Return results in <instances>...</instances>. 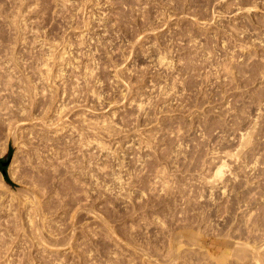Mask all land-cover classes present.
<instances>
[{
    "label": "rangeland",
    "instance_id": "1",
    "mask_svg": "<svg viewBox=\"0 0 264 264\" xmlns=\"http://www.w3.org/2000/svg\"><path fill=\"white\" fill-rule=\"evenodd\" d=\"M0 67V264H264V0H0Z\"/></svg>",
    "mask_w": 264,
    "mask_h": 264
},
{
    "label": "bare ground",
    "instance_id": "2",
    "mask_svg": "<svg viewBox=\"0 0 264 264\" xmlns=\"http://www.w3.org/2000/svg\"><path fill=\"white\" fill-rule=\"evenodd\" d=\"M248 13H249V12H248ZM13 22H14V21H13ZM65 47H66V46H65ZM52 51H53V50H52ZM63 52H64V51H63ZM58 53L60 54L61 52L58 51ZM58 53H57V54H58ZM65 53H67V52H65ZM67 54H68V53H67ZM54 56H55V55H54ZM66 56H68V55H66ZM5 57H6V56H5ZM14 57H15V56H14ZM52 57H53V56H52ZM68 57H69V56H68ZM54 58H55V57H54ZM11 59H12V58H11ZM14 59H15V58H14ZM61 59H62V58H61ZM87 60H88V59H87ZM244 61H245V60H244ZM244 61H243V62H244ZM14 62H15V61H14ZM47 62H48V61H47ZM252 62H254V61H252ZM7 63H8V62H7ZM89 63H90V62H89ZM254 63H256V62H254ZM257 63H258V62H257ZM257 63H256V64H257ZM5 64H6V63H5ZM48 64H49V62H48ZM85 64H86V63H85ZM241 64H242V63H241ZM243 64H244V63H243ZM252 64H253V63H251V65H252ZM6 65H9V64H6ZM6 65H5L4 67H7ZM237 65H238V64H237ZM254 65H255V64H254ZM254 65H253V66H254ZM43 66H44V65H43ZM45 66H46V65H45ZM78 66H79V65H78ZM241 66H242V65H241ZM246 66H247V65H246ZM248 66H249V63H248ZM258 66H261V65H258ZM2 67H3V66H2ZM8 67H9V69H10V66H8ZM8 67H7V68H8ZM71 67H72V66H71ZM79 67H80V66H79ZM236 67H237V66H236ZM238 67H240V65H238ZM238 67H237V68H238ZM242 67H243V66H242ZM242 67H241V68H242ZM249 67H250V66H249ZM45 68H46V67H45ZM66 68H67V67H66ZM255 68H256V67H255ZM11 69H12V68H11ZM20 69H21V68H20ZM38 69H39V68H38ZM40 69H42V68H40ZM52 69H53V68H52ZM239 69H240V68H239ZM243 69H244V67L241 69V70L244 72V70H246V69H244V70H243ZM248 69H249V68H248ZM248 69H247V70H248ZM256 69H257V68H256ZM256 69H253V70H255V72H256ZM0 70H1V67H0ZM5 70L7 71L8 69H5ZM5 70H4V68H3V71H4L3 75L5 74ZM58 70H59V69H58ZM85 70H86V69H85ZM251 70H252V67H251V69H249L248 71H250V73H251ZM257 70H259V69H257ZM1 71H2V70H1ZM8 71H9V70H8ZM8 71H7L6 73H8ZM239 71H240V70H239ZM242 71H240V72H242ZM248 71H247V72H248ZM9 72L11 73V71H9ZM13 72H14V71H13ZM26 72H27V71H26ZM38 72H39V71H38ZM53 72H54V70H53ZM57 72H58V71H57ZM59 72H60V71H59ZM255 72H254V73H255ZM47 73H48V72H47ZM85 73H86V72H85ZM87 73H88V72H87ZM17 74H18V73H17ZM25 74H26V73H25ZM48 74H50V73H48ZM63 74H64V73H63ZM63 74H62V75H63ZM92 74H93V73H92ZM242 74H243V73H242ZM242 74H241V77H242ZM8 75H9V74H7L6 77H8ZM50 75H51V74H50ZM54 75H55V73H54ZM245 75H246V72H245ZM245 75H243V76H245ZM0 76H1V75H0ZM9 76H10V75H9ZM11 76H12V75H11ZM40 76H41V75H40ZM56 76H57V74H56ZM63 76H64V75H63ZM44 77H45V75H44ZM84 77H85V76H84ZM86 77H87V76H86ZM92 77H93V76H92ZM245 77H246V76H245ZM12 78H13V77H12ZM51 78H53V77L51 76ZM55 78H56V77H55ZM2 79H4V78H2ZM9 79H11V77H10ZM42 79H43V78H42ZM244 79H245V78H244ZM4 80H5V82H7V83L4 82V83H5V86H6V84L10 83L9 80H8L9 82L7 81V79H4ZM48 80H49V78H48ZM242 80H243V79H242ZM0 81H3V80H0ZM14 81H15V80H14ZM42 81H43V80H42ZM49 81H50V80H49ZM82 81H84V80H82ZM245 81H246V80H245ZM11 83H12V81H11ZM49 83L52 84L53 81H52V83H51V82H49ZM88 83H89V82H88ZM12 84H13V83H12ZM12 84H8V85H10V87H12V86H11ZM26 86H27V85H26ZM28 86H29V85H28ZM31 86H32V84H31ZM42 86H43V85H42ZM86 87H87V86H86ZM7 88H8V87H7ZM41 88H42V87H41ZM45 88H46V87H45ZM57 88H58V87H57ZM11 89L13 90V88H11ZM32 89H33V88H32ZM43 89H44V88H43ZM7 90H8V89H7ZM12 90H11V91H12ZM27 90H28V89H27ZM11 91H9V92H11ZM23 91H24V90H23ZM36 91H37V90H36ZM49 91H50V90H49ZM6 92H7V91H6ZM12 92H15V91L13 90ZM47 93H48V92H47ZM57 93H58V91H57ZM12 94H13V93H12ZM34 94H35V93H34ZM1 95H2V94H1ZM8 95H9V94H8ZM25 95H27V94H25ZM30 95H31V94H30ZM44 95H45V94H44ZM47 95H48V94H47ZM2 96H3V95H2ZM27 96H29V95H27ZM27 96H26V97H27ZM33 96H34V95H33ZM0 97H1V96H0ZM19 97H20V95L18 96V98H19ZM5 98H6V97H5ZM16 98H17V97H16ZM20 98L22 99L23 97L21 96ZM2 99H3V98H1V101H2ZM37 100H38V99H37ZM1 101H0V102H1ZM51 101H52V100H51ZM56 101H57V100H56ZM25 102H26V99H25ZM4 103H5V99H4ZM4 103L2 102V103H0V104H1V105H2V104L4 105ZM6 103H7V102H6ZM20 103H21V102H20ZM23 103H24V99H23V101H22V104H23ZM8 104H9V103H7V105H8ZM24 104H25V103H24ZM24 104H23V106H24ZM38 104H39V103H38ZM48 104H49V103H48ZM56 104H59V103H56ZM1 105H0V107H1ZM3 105H2L1 108L4 109V111H5V110H6V107H5V106L3 107ZM7 105H6V106H7ZM11 105H13V104H11ZM16 105H17V104H16ZM28 105H29V104H28ZM33 105H34V104H33ZM61 105H62V104H61ZM8 106H9V105H8ZM13 106H14V105H13ZM23 106H22V107H23ZM17 108H18V107H17ZM38 108H39V107H38ZM7 109H8V108H7ZM15 109H16V108H15ZM15 109H14V110H15ZM46 109H47V108H46ZM58 109H59V108H58ZM9 110H10V109H9ZM20 110H21V108H20ZM31 110H32V109H31ZM6 111H7V110H6ZM16 111H17V110H16ZM21 111H22V110H21ZM46 111H47V110H46ZM51 111H52V110H51ZM0 112H1V111H0ZM7 112H8V111H7ZM7 112H6V114H8ZM31 112H32V111H31ZM31 112H30V113H31ZM3 113H4V112H3ZM3 113H0V121H2V124H6V125H8L9 128H14V127H12L13 121L10 120V117H9V118H6V115L3 114ZM24 113H25V112H24ZM55 113H56V112H55ZM12 114H13V113H12ZM27 114H28V112H27ZM25 115H26V114H25ZM17 116H18V115H17ZM17 116H16V117H17ZM30 117H34V115H33V116H30ZM37 117L40 118L39 116H37ZM61 117H62V116H61ZM13 119H14V118H13ZM28 119H29V118H28ZM41 119H42V118H41ZM43 119H44V116H43ZM14 120H15V119H14ZM30 120H31V119H30ZM15 121H16V120H15ZM44 121H45V119H44ZM59 121H60V120H59ZM11 122H12V123H11ZM0 123H1V122H0ZM21 123H23V122H21ZM53 123H54V122H53ZM15 124H16V123H15ZM18 124H19V123H18ZM18 124H17V125H18ZM46 124H47V123H46ZM51 124H52V123H51ZM56 124H57V123H56ZM87 124H88V123H87ZM89 124H91V123H89ZM92 124H93V123H92ZM98 124H99V123H98ZM98 124H97V125H98ZM43 125H44V123H43ZM49 125H50V123H49ZM95 125H96V124H95ZM35 126H36V125H35ZM39 126H40V125H39ZM51 126H53V125H51ZM58 126H59V125H58ZM58 126H57V127H58ZM103 126H104V125H103ZM8 127H7V128H8ZM17 127H18V126H17ZM45 127H47V126H45ZM55 127H56V125H55ZM96 127H97V126H96ZM9 128H8V130H9ZM32 128H33V127H32ZM94 128H95V127H94ZM94 128H93V129H94ZM15 129H16V127H15ZM17 129H18V128H17ZM56 129H57V128H56ZM44 130H45V129H44ZM50 130H51V129H50ZM10 131H12V129H11ZM57 131H58V130H57ZM37 132H38V131H37ZM54 132H55V131H54ZM90 132H91V131H90ZM8 133H9V132H8ZM10 133H11V132H10ZM33 133H34V132H33ZM53 134H54V133H53ZM10 135H11V134H10ZM10 135H9V136H10ZM29 136H30V135H29ZM81 136H82V135H81ZM248 137H249L248 134H247V135L244 134V135H243V142H242L243 144L245 143L247 146H248V144H250V141H251ZM241 138H242V137H241ZM248 140H250V141L248 142ZM15 141H16V140H15ZM32 141H33V140H32ZM82 143H83V142H82ZM242 146H243V148H244V145H242ZM247 146H246V147H247ZM246 147H245V148H246ZM33 148H34V147H33ZM243 148H242V149H243ZM245 148H244V149H245ZM58 149H59V148H58ZM34 150H35V149H34ZM242 151H243V150H242ZM59 152H60V151H59ZM50 153H51V152H50ZM35 154H36V153H35ZM35 154H34V155H35ZM244 154H245V153H244ZM66 157H67V156H66ZM32 158H33V157H32ZM55 158H56V157H55ZM63 158H64V157H63ZM61 162H62V161H61ZM32 163H33V162H32ZM44 163H45V162H44ZM218 163H219V162H218ZM36 164H37V163H36ZM52 164H53V163H52ZM227 164H228V163H227L226 160H221V162L218 164V167H217V171H216L217 176H221V177H222V175H223V173H224V168L227 167V166H226ZM247 166H248V165H247ZM67 169H68V168H67ZM44 175H45V174H44ZM219 179H220V178H219ZM221 179H222V178H221ZM236 180H237V179H236ZM216 181H217V180H216ZM211 182H212V181H211ZM210 184H211V183H210ZM213 186H214V184H213ZM51 187H52V186H51ZM54 187H55V186H54ZM214 187H215V186H214ZM210 188H211V187H210ZM236 191H237V190H236ZM32 192H34V191H32ZM224 192H225V191H224ZM27 193H28V192H27ZM31 194H32V193H31ZM33 194H34V193H33ZM34 199H35V198H34ZM36 199H37V198H36ZM238 199H239V198H238ZM238 199H237V200H238ZM10 200H11V199H10ZM36 201H37V200H36ZM36 201H35V202H36ZM29 202H32V201H29ZM227 202H228V201H227ZM33 203H34V202H33ZM9 204H10V203H9ZM36 204H38V203H36ZM227 204H228V203H227ZM33 205H34V204H33ZM41 207H42V206H41ZM41 207H39V208H41ZM220 209H221V207H220ZM30 210H32V209H30ZM228 210H229V209H228ZM36 213H37V212H36ZM14 216H15V215H14ZM29 217H30V216H29ZM11 219H12V218H11ZM30 219H31V218H30ZM28 222H29V221H28ZM104 223H105V222H104ZM14 224H15V223H14ZM31 225H32V224H31ZM105 225H106V224H105ZM162 225H164V224H162ZM6 226H7V225H6ZM10 226H11V225H10ZM22 227H23V226H22ZM105 227H106V226H105ZM124 228H125V227H124ZM168 228H169V227H168ZM251 228H252V227H251ZM52 229H53V228H52ZM164 229H165V228H164ZM18 230H19V229H18ZM192 231H193V230H192ZM73 232H74V231H73ZM171 232H172V231H171ZM171 232H169V230H168L167 233L170 234ZM195 232H196V231H195ZM195 232H193L192 234H195ZM7 233H8V232H7ZM12 233H13V232H12ZM15 233H16V232H15ZM162 233H164V232H162ZM73 234H74V233H73ZM171 234H172V233H171ZM190 234H191V233H190ZM18 235H19V234H18ZM30 235H31V234H30ZM195 235H197V233H196ZM195 235H194V236H195ZM170 236H171V235H170ZM175 236H176V235H175ZM194 236H193V237H194ZM198 236H199V235H197V237H198ZM171 237H172V236H171ZM193 237L191 236V239H189V240H192ZM199 237H200V236H199ZM165 238H166V237H165ZM1 239H2V238H1ZM197 239H198V238H196V240H197ZM171 240H172V239H171ZM196 240H195V241H196ZM169 241H170V240H169ZM169 241H168V242H169ZM193 241H194V240H193ZM193 241H192V242H193ZM200 241H201V240H200ZM174 242H175V240H174ZM176 242H177V241H176ZM196 242H197V241H196ZM198 242H199V241H198ZM170 243H171V242H170ZM172 243H173V242H172ZM177 243H178V242H177ZM200 243H201V242H200ZM200 243H199V244L197 243V244H198L199 246H201L202 244H200ZM239 243H240V242H239ZM239 243H238V244H239ZM241 243H242V242H241ZM243 243H244V242H243ZM245 243H246V242H245ZM248 243H249V242H248ZM167 244H168V243H167ZM175 244H176V243H175ZM173 245H174V244H173ZM190 245H191V244H190ZM192 245H193V243H192ZM195 245H196V244H195ZM239 245H240V244H239ZM239 245H238V246L236 245V246H237V247H240V248H239V249L236 248L237 252H236L235 250H234V252H236V254L238 253V254H239V255H238L239 257L242 256L241 258H244V256H246L244 259H247V256L249 255V254H247V253H249V250H250L251 248L256 247V244L254 245V247H252V245H251L250 249L248 250V247H247L246 245H244V244L241 245V246H239ZM175 246H176V245H175ZM193 246H194V245H193ZM196 246H197V245H196ZM196 246H194V247H196ZM199 246H198V247H199ZM248 246H249V245H248ZM258 246H259V245H258ZM176 247H177V246H176ZM52 248H53V246H52ZM203 248H204V247H203ZM203 248H202V249H203ZM168 249H169V248H168ZM177 249H178V248H177ZM193 249H194V248H193ZM200 249H201V248H200ZM200 249H199V250H200ZM254 249H255V248H254ZM257 249H258V248H257ZM257 249H256V250H257ZM195 250H196V249H195ZM197 250H198V249H197ZM258 250H259V249H258ZM206 251H207V250H206ZM253 251H254V250H253ZM253 251H252V252H253ZM259 251H260V250H259ZM168 252H169V250H168ZM177 252H178V250H177ZM198 252H199V251H198ZM198 252H197V253H198ZM256 252H257V251H256ZM6 253H7V252H6ZM190 253H191V252H190ZM207 253H208V252H207ZM223 253H224V252H223ZM254 253H255V252H254ZM255 254H256V253H255ZM255 254H254V255H255ZM260 254H262V253H260ZM20 255H21V254H20ZM170 255H171V254H170ZM210 255H211V253H210ZM210 255H209V256H210ZM250 255H251V252H250ZM262 255H263V254H262ZM212 256H213V255H212ZM225 256H226V255H225ZM251 256H253V255H251ZM256 256H257V255H255L253 258H255ZM258 256H259V255H258ZM260 256H261V255H260ZM172 257H173V254H172ZM223 257H224V256H222V261L224 262L226 259L223 260ZM248 257H250V256H248ZM210 258H211V257H210ZM214 258H215V257H214ZM214 258L212 257V259H214ZM225 258H227V257H225ZM258 258H259V257H258ZM237 259H238V258H237ZM244 259H243V260H244ZM19 260H20V259H19ZM214 260H215V261H216V260L218 261V259H216V258H215ZM240 260H241V259H240ZM204 261H205V260H204ZM219 261H221V257H220ZM219 261H218V262H219ZM222 261H221V262H222ZM228 261H229V260H228ZM236 261H237V260H236ZM244 261H245V260H244ZM246 261H247V260H246ZM251 261H252V260H251ZM253 261H254V260H253ZM256 261H257V260H255V262H256ZM218 262H217V264L221 263V262H219V263H218ZM225 262H226V261H225ZM242 262H243V261H242ZM242 262H241V263H242ZM257 262H258V261H257ZM205 263H206V262H205ZM205 263H204V264H205ZM215 263H216V262H215ZM222 264H225V263H222Z\"/></svg>",
    "mask_w": 264,
    "mask_h": 264
},
{
    "label": "trees",
    "instance_id": "3",
    "mask_svg": "<svg viewBox=\"0 0 264 264\" xmlns=\"http://www.w3.org/2000/svg\"><path fill=\"white\" fill-rule=\"evenodd\" d=\"M12 150H13V148L10 147V149H9V151H8V154H7V157H6L5 159L0 158V170H1L2 173H3L5 180H6L8 183H10V184H13V183H12V181L10 180V178H9V176H8V173H7V168H8V166H7V167H4V166H2V163L5 162V161H7V160L11 157V155H12Z\"/></svg>",
    "mask_w": 264,
    "mask_h": 264
},
{
    "label": "water",
    "instance_id": "4",
    "mask_svg": "<svg viewBox=\"0 0 264 264\" xmlns=\"http://www.w3.org/2000/svg\"><path fill=\"white\" fill-rule=\"evenodd\" d=\"M11 159H12V158L10 157L7 161L3 162V163H2V166L7 167V166L10 164Z\"/></svg>",
    "mask_w": 264,
    "mask_h": 264
}]
</instances>
